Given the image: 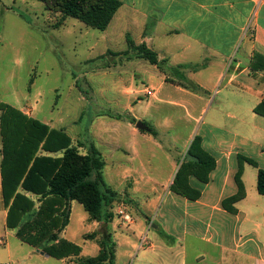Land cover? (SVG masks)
Returning <instances> with one entry per match:
<instances>
[{
    "label": "crops",
    "instance_id": "1",
    "mask_svg": "<svg viewBox=\"0 0 264 264\" xmlns=\"http://www.w3.org/2000/svg\"><path fill=\"white\" fill-rule=\"evenodd\" d=\"M119 1L121 7L102 31L103 40L122 48L118 50L123 53L130 35L136 45L146 44L157 53L164 62L162 70L149 61L145 64V59L126 63L129 69L134 65L130 70L141 83L159 81L156 100L184 110L194 124L188 140L199 134L203 150L213 156L216 165L207 182L193 174L187 176L189 186L200 191L199 198L178 194L171 187L182 156L175 157L171 145L162 141L161 136L171 135L168 123L158 118L154 135L131 122L134 112L144 111L153 118L152 106L136 102L128 111L131 119H117L120 113L99 115L93 124L107 125L113 133V155L120 156L122 162L116 171L123 176L119 180L122 191L106 183L118 193L119 200L110 208L117 214L112 222L100 223L97 233L114 247L115 264H264V196L257 189L261 166L243 163L245 194L230 202L236 212L224 207L225 201L239 194V156L247 157L251 149L264 159V116L255 113L256 106L264 101V70L252 68L255 56H264V0ZM182 64L205 65L199 71H186L198 90L168 81L172 79L170 68ZM162 89L166 90L164 98L159 96ZM214 91L222 94L216 107L211 105ZM25 101L16 99L8 104L27 114ZM58 120L43 123L62 129ZM116 121L120 125L116 126ZM121 137L126 141H120ZM160 149L167 164L163 180L155 177L159 166L151 160L152 151ZM1 161L0 141V237L6 239L8 233L17 231L6 226L8 208L3 201ZM136 199L145 200L144 207L149 210ZM126 202L135 210L126 211ZM120 210L129 215L128 221L118 216ZM143 238L149 245L141 247ZM95 244L97 256L100 245ZM82 251L80 257H85Z\"/></svg>",
    "mask_w": 264,
    "mask_h": 264
},
{
    "label": "rangeland",
    "instance_id": "2",
    "mask_svg": "<svg viewBox=\"0 0 264 264\" xmlns=\"http://www.w3.org/2000/svg\"><path fill=\"white\" fill-rule=\"evenodd\" d=\"M61 20V13L49 10L38 0H0V101L14 103L16 99L26 100L23 108L27 116L41 122L59 119L56 123L63 128L55 129L63 130L70 137L71 146H77L83 154L89 151L92 143L97 145L107 163L104 180L118 191H122L119 180L123 174L116 171L121 168L118 165L122 162L119 161L120 156L113 155L114 136L107 125L93 124L94 119L108 113H120L122 119H131L132 114L128 111L136 102L141 101L144 105L149 103L153 118L141 111L134 112L136 116L133 120L137 122V118H144L143 122L150 129H154L158 118H162L164 124L168 123L171 135L165 134L161 138L164 143L171 145L169 147L174 150L175 157L182 156L181 168L187 159L184 153L194 141L188 140L194 124L184 114V110L167 103L160 104L156 100L158 80L141 83L130 70L134 65L130 64L129 69L126 61L122 62L118 56L108 54L107 48H114V53H119L118 49L122 48L109 43L108 46L103 40L102 31L88 27L73 17L62 20V23ZM106 62L116 63V66L105 68ZM144 63L148 61L144 60ZM147 90H153L155 96H149ZM165 93L166 90L162 89L159 96L164 98ZM220 98L222 94L217 95L214 91L211 105L218 106ZM115 124L120 125L118 121ZM120 141H126L125 137H121ZM249 151L250 154L246 156L264 169V159L251 149ZM162 153L163 149L153 150L151 156L152 164L159 166L155 174L159 180L166 178L167 171L165 155ZM40 154L47 155L43 151ZM51 155L62 156L61 153ZM29 196L35 201V208L22 218L21 225L34 219L40 206L38 197ZM136 200L144 210H149L144 207L145 200ZM125 210L135 209L130 202H126ZM112 211L116 216L117 210ZM99 229L100 223L96 224L84 207L74 202L70 225L60 234V238L83 248L82 256H94L97 252L95 243L99 244L103 240L97 233ZM2 231L0 228V235ZM92 234H95L94 239L86 238ZM6 239L5 244L0 245V263L78 264L80 258V255L65 259L49 257L42 253V248L50 243L35 249L22 242L14 232L8 233Z\"/></svg>",
    "mask_w": 264,
    "mask_h": 264
},
{
    "label": "trees",
    "instance_id": "3",
    "mask_svg": "<svg viewBox=\"0 0 264 264\" xmlns=\"http://www.w3.org/2000/svg\"><path fill=\"white\" fill-rule=\"evenodd\" d=\"M49 10L62 14V20L73 17L86 26L105 31L121 7L119 0H38ZM61 20V23H62ZM128 49L123 53L108 51L121 61L145 59L152 65L163 69V63L156 52L146 44L136 45L127 35ZM118 64H120L118 62ZM116 66L105 63L103 67ZM205 65H178L171 67L170 82L187 89L198 90L191 82L186 71H199ZM254 70H264V56L257 54L253 61ZM33 81H30L32 84ZM255 113L264 116V101L255 108ZM121 119V116H117ZM136 123L135 120L131 121ZM150 133L155 134L151 128ZM1 137V174L3 201L8 208L7 228L17 229L16 236L35 249L42 248L49 257L65 259L71 255H80L82 248L60 234L68 227L71 218L72 202L81 204L89 217L99 223H110L114 214L110 210L119 200L118 193L104 180L106 162L102 153L94 144L87 153L80 152L77 146H71L70 137L63 131L31 118L17 107L0 102ZM46 152L42 155L40 152ZM61 153L62 156L51 154ZM49 154V155H48ZM178 170L171 190L190 199H197L200 191L191 188L187 176L193 174L202 182H207L209 173L215 168L213 156L204 151L201 138L196 136L188 150L187 159ZM240 169L236 174L239 194L224 202L230 212L236 209L230 205L244 196L241 180L244 162L257 166L250 158L239 156ZM258 192L264 196V169L259 168L257 180ZM38 197L40 206L34 219L21 225L22 218L35 208V201L29 195ZM87 239H94L95 234ZM100 252L94 257H80L78 264H115L114 247L105 240L99 242Z\"/></svg>",
    "mask_w": 264,
    "mask_h": 264
},
{
    "label": "built area",
    "instance_id": "4",
    "mask_svg": "<svg viewBox=\"0 0 264 264\" xmlns=\"http://www.w3.org/2000/svg\"><path fill=\"white\" fill-rule=\"evenodd\" d=\"M147 94L149 96H151V97H154L155 96V92L153 90H147ZM119 213L124 217L125 220H127V221L129 220L130 217H129V215L127 213H124V211H122V210H120ZM5 242H6V239L5 238H2L0 240V245L5 244ZM147 245H149V243L147 242L146 238H143L141 240V247H145ZM0 264H12V263L5 262V263H0Z\"/></svg>",
    "mask_w": 264,
    "mask_h": 264
},
{
    "label": "water",
    "instance_id": "5",
    "mask_svg": "<svg viewBox=\"0 0 264 264\" xmlns=\"http://www.w3.org/2000/svg\"><path fill=\"white\" fill-rule=\"evenodd\" d=\"M136 127L141 130V131H146V132H150L151 129L143 122V121H138L136 123ZM43 253V252H42Z\"/></svg>",
    "mask_w": 264,
    "mask_h": 264
}]
</instances>
